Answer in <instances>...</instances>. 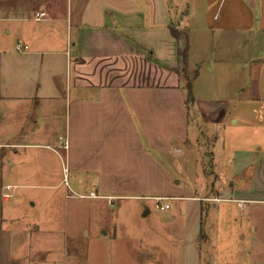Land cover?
<instances>
[{"label": "crops", "instance_id": "1", "mask_svg": "<svg viewBox=\"0 0 264 264\" xmlns=\"http://www.w3.org/2000/svg\"><path fill=\"white\" fill-rule=\"evenodd\" d=\"M0 1L6 32L28 46L20 52L18 43L0 44V84H6L0 122L13 114L19 125L29 118L38 125L28 112L42 108L40 119L62 126L69 139V187L79 196L134 201L135 191H156L165 166L152 152H179L190 142L193 125L197 141H213L220 201L264 202V0H65L34 12L17 0ZM171 27L182 33L180 40ZM186 46L184 67L180 51ZM221 75L235 79L230 92L228 83H218ZM230 124L252 139L232 149L227 171L219 130ZM25 132L0 142L12 147L5 156L8 183L54 186L55 169L43 154L18 156L41 146L59 157V141L44 137L45 144L34 143ZM29 154L36 158L32 169L17 161ZM182 197L189 201L176 235L186 251L180 264H202L206 197ZM102 230L89 237L105 240L109 232Z\"/></svg>", "mask_w": 264, "mask_h": 264}, {"label": "rangeland", "instance_id": "2", "mask_svg": "<svg viewBox=\"0 0 264 264\" xmlns=\"http://www.w3.org/2000/svg\"><path fill=\"white\" fill-rule=\"evenodd\" d=\"M17 1L26 5L30 12L53 5L55 1L59 6L65 4V0ZM7 26V22L0 21V44L4 41V45L15 47L17 38L14 33L6 32ZM193 75L189 72L190 79ZM220 82L228 83L229 92L233 89L230 84L236 83L235 79L222 75L218 78ZM5 85L2 79L0 89ZM27 107L25 104L22 108ZM41 110L28 112L31 117L39 118L38 125L32 123V118L19 125L13 114L0 122V142L25 131L32 135L34 143L45 144L44 137L59 141V157L41 146L20 150L18 156L21 158L24 152L30 151L32 155L43 154L55 169L54 186L17 187L15 192H25V195H14L8 201L3 196L4 186L12 180L6 171L5 156L12 147L0 144V264H180L181 255L183 260L186 251L180 248L176 235L182 232L183 204L189 201L182 196L193 194L206 197L203 201L202 264H264V202L250 201L242 206L237 201H220L222 194L217 190V176L211 165L213 141H197L193 125L190 126V142L181 145L179 152H152L165 166V173L158 177L156 191H135L131 194L135 195L134 201L127 198L125 201L99 200L100 197L92 201L69 187L67 149L61 147L64 140L69 139L62 134V126L56 128L51 120L40 119ZM231 127L232 124L219 130V144L222 142L226 146L223 163L227 171L231 167L228 158L232 149L248 145L252 139L251 133L240 129L233 132ZM24 158L17 161L24 160L31 169L36 166L34 156L31 158L29 154ZM236 179L239 182L241 177ZM155 195L167 197L162 203H168L171 208L160 209L152 197ZM212 203L219 204L218 208H213ZM191 205L193 203L189 204V209ZM102 229L109 232L105 240L89 237L103 232Z\"/></svg>", "mask_w": 264, "mask_h": 264}, {"label": "built area", "instance_id": "3", "mask_svg": "<svg viewBox=\"0 0 264 264\" xmlns=\"http://www.w3.org/2000/svg\"><path fill=\"white\" fill-rule=\"evenodd\" d=\"M43 15H45L44 12L39 13L38 14V17L39 16H43ZM16 48H17L18 51L21 52V51L26 50L28 48V46L27 45H23L22 43H18L17 46H16ZM60 138L63 139L62 136H60ZM61 147L63 149H68V147H69V141L67 139H65L64 142H63V144L61 145ZM50 148H52V147H50ZM52 149L55 150V147H53ZM4 188H5V191L3 192L4 199L5 200L12 199L14 197V190L16 189V186L15 185H12V184H6L4 186ZM92 196H96V195L94 193H92ZM153 198L156 200V205L160 209H167V208H169L170 205L168 203H162V200L167 199V197L154 196Z\"/></svg>", "mask_w": 264, "mask_h": 264}, {"label": "trees", "instance_id": "4", "mask_svg": "<svg viewBox=\"0 0 264 264\" xmlns=\"http://www.w3.org/2000/svg\"><path fill=\"white\" fill-rule=\"evenodd\" d=\"M171 31L176 39L180 40L182 38V35H181L182 33L176 27H171ZM180 55L182 57L183 66L186 67L187 60H188V47L187 46L183 50L180 51ZM187 90H188L190 100L193 101L191 97L192 96V84L190 81L187 82Z\"/></svg>", "mask_w": 264, "mask_h": 264}, {"label": "water", "instance_id": "5", "mask_svg": "<svg viewBox=\"0 0 264 264\" xmlns=\"http://www.w3.org/2000/svg\"><path fill=\"white\" fill-rule=\"evenodd\" d=\"M147 211V210H146Z\"/></svg>", "mask_w": 264, "mask_h": 264}]
</instances>
